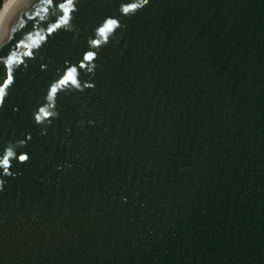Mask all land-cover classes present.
Wrapping results in <instances>:
<instances>
[{"label":"water","instance_id":"1","mask_svg":"<svg viewBox=\"0 0 264 264\" xmlns=\"http://www.w3.org/2000/svg\"><path fill=\"white\" fill-rule=\"evenodd\" d=\"M0 65V264H264V0H11Z\"/></svg>","mask_w":264,"mask_h":264},{"label":"snow or ice","instance_id":"2","mask_svg":"<svg viewBox=\"0 0 264 264\" xmlns=\"http://www.w3.org/2000/svg\"><path fill=\"white\" fill-rule=\"evenodd\" d=\"M50 2H51V0H50ZM60 7L63 8V5H60ZM112 23H113L112 21H109L106 27L101 28V29H100L101 34H103L105 31L109 30V29L111 28V26H112ZM87 58H88V59H91V56H89V57H87ZM12 62H13V61H11V60L8 61L9 64H11ZM68 77H69V79H71V78H72V74L69 73V74H68ZM9 82H10V80H9ZM62 82H63V83H66L67 81H62ZM72 82L74 83L75 81L73 80ZM55 91H56V89H55V88H52V92H55ZM12 155H13V153H12L11 151H8L6 155H4V154H0V158L3 159V163H4V165H7V163H8L7 157H10V156H12ZM19 159H20V160H24V159H26V156L21 155V156H19Z\"/></svg>","mask_w":264,"mask_h":264},{"label":"rangeland","instance_id":"3","mask_svg":"<svg viewBox=\"0 0 264 264\" xmlns=\"http://www.w3.org/2000/svg\"><path fill=\"white\" fill-rule=\"evenodd\" d=\"M2 2L3 0H0V5ZM6 76V67L4 65H0V84L3 83V81L6 79Z\"/></svg>","mask_w":264,"mask_h":264},{"label":"bare ground","instance_id":"4","mask_svg":"<svg viewBox=\"0 0 264 264\" xmlns=\"http://www.w3.org/2000/svg\"><path fill=\"white\" fill-rule=\"evenodd\" d=\"M11 2V0H3V2L0 5V19L2 17V15L4 14L7 6L9 5V3Z\"/></svg>","mask_w":264,"mask_h":264}]
</instances>
